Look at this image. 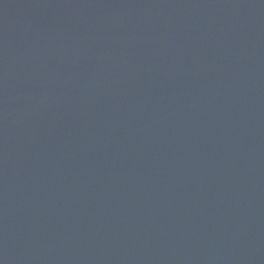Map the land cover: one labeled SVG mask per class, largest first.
<instances>
[{
  "label": "water",
  "instance_id": "1",
  "mask_svg": "<svg viewBox=\"0 0 264 264\" xmlns=\"http://www.w3.org/2000/svg\"><path fill=\"white\" fill-rule=\"evenodd\" d=\"M0 264H264V0H0Z\"/></svg>",
  "mask_w": 264,
  "mask_h": 264
}]
</instances>
